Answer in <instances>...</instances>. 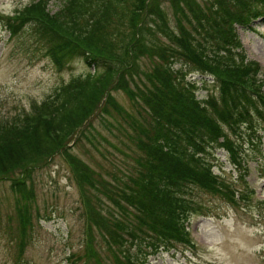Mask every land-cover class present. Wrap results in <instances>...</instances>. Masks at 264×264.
Returning a JSON list of instances; mask_svg holds the SVG:
<instances>
[{"label":"rangeland","instance_id":"374dc122","mask_svg":"<svg viewBox=\"0 0 264 264\" xmlns=\"http://www.w3.org/2000/svg\"><path fill=\"white\" fill-rule=\"evenodd\" d=\"M37 1L30 0L21 9L22 0H13L17 6L12 15L0 11V120L30 112L64 83L89 72L81 58L56 65L29 29H14L25 20V27L29 26L26 8ZM211 1L148 0L134 43L138 56H133L128 76L118 77L75 140L44 158L47 164L15 169L8 175L12 180L0 178V264H264V131H260L261 152L250 143L240 146L246 166L242 180L228 150L222 146L214 150L213 172L220 185L234 188V201L217 194L218 182L216 191L208 192L192 181L177 179L174 188L190 202L180 217L190 230L189 242L172 240L170 248L155 249L153 243L160 241L148 226L137 227L132 216L121 218L122 208L134 210L136 191H142L145 180L141 172L149 166L146 154L136 146L140 135L136 129L147 126L153 115L143 96L155 87L149 77L155 67L162 63L163 80L180 72L187 80L207 81L209 90H215L210 76L189 70L183 50L169 32L178 33L181 20L193 30L187 21L200 9L206 12ZM44 2L53 15L65 0ZM193 4L198 11L192 12ZM127 30L125 26L126 34ZM236 31L248 59L261 63L264 79V20L257 19L252 29L239 25ZM106 40L123 53L131 38L111 25ZM207 93L200 88L196 95L203 98ZM73 157L86 164L88 173L81 169L77 173ZM18 177L26 178L24 185L31 195L26 201L11 186L14 179L20 181Z\"/></svg>","mask_w":264,"mask_h":264},{"label":"trees","instance_id":"16d2710c","mask_svg":"<svg viewBox=\"0 0 264 264\" xmlns=\"http://www.w3.org/2000/svg\"><path fill=\"white\" fill-rule=\"evenodd\" d=\"M147 5L148 0H65L52 15L44 0H39L26 8L25 18L31 19L29 26L25 27V20L14 25V29H29L56 65L81 58L89 72L64 83L52 98L30 112L0 120V178L12 180L8 175L15 169L43 165L47 162L44 158L53 157L75 140L85 121L102 107L103 98L118 83V77L133 65V56H138L134 43ZM193 6L196 7L191 6L192 12L197 10ZM198 12L187 21L193 30L185 28L183 20L178 33L169 30L167 21L164 26L183 50L189 70L210 76L215 90H209L207 81L187 80V75L180 72L173 79L164 77L165 82L160 63L149 76L151 83L155 81L154 89H148L143 96L153 115L147 126L142 124L144 127L136 129L140 133L136 146L146 154L145 163L149 166L141 172L145 180L142 191H136L134 210L122 208L125 213L121 218L132 216L137 227L148 226L160 241L153 243L155 249L170 248L172 240L189 242V229L180 217L188 211L190 202L175 189L177 179L192 181L208 192L216 191L218 182L217 194L234 201V188L220 185L213 172L214 150L221 146L228 150L233 164L240 169V179L246 177L240 146L250 143L262 151V66L248 59L236 27L252 29L257 19L263 21L264 0H212L206 12ZM111 25H117L125 37L131 38L123 53L106 40ZM125 26L129 29L127 34ZM14 29L10 30L18 31ZM159 57L163 60L161 54ZM200 88L208 90L207 96L197 97ZM126 90L134 95L131 88ZM71 161L77 173L80 169L88 173L80 158L73 157ZM150 174L152 179L147 180ZM18 178L20 181L14 179L11 186L26 201L31 196L24 185L26 178ZM245 185L247 188L246 181ZM123 242L118 241L121 248Z\"/></svg>","mask_w":264,"mask_h":264},{"label":"clouds","instance_id":"9594fccd","mask_svg":"<svg viewBox=\"0 0 264 264\" xmlns=\"http://www.w3.org/2000/svg\"><path fill=\"white\" fill-rule=\"evenodd\" d=\"M29 2L30 0H22L18 6L22 9L23 7L27 6ZM16 6L17 5L13 4V0H7L6 3L0 4V11H3L5 15H12L13 8Z\"/></svg>","mask_w":264,"mask_h":264}]
</instances>
